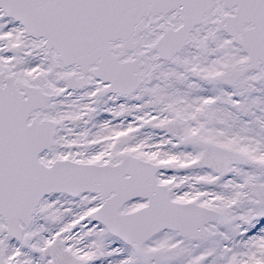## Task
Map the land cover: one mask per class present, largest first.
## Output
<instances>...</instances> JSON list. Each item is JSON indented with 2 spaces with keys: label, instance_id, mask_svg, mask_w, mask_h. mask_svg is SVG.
I'll use <instances>...</instances> for the list:
<instances>
[{
  "label": "snow or ice",
  "instance_id": "obj_1",
  "mask_svg": "<svg viewBox=\"0 0 264 264\" xmlns=\"http://www.w3.org/2000/svg\"><path fill=\"white\" fill-rule=\"evenodd\" d=\"M0 264H264V0H0Z\"/></svg>",
  "mask_w": 264,
  "mask_h": 264
}]
</instances>
